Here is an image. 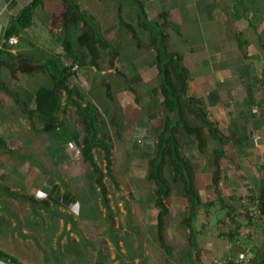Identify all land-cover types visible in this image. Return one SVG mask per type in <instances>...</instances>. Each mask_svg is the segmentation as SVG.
I'll list each match as a JSON object with an SVG mask.
<instances>
[{
	"label": "crops",
	"instance_id": "1",
	"mask_svg": "<svg viewBox=\"0 0 264 264\" xmlns=\"http://www.w3.org/2000/svg\"><path fill=\"white\" fill-rule=\"evenodd\" d=\"M31 2L32 0H0V80L18 97L16 101L13 96L0 90V121H5V115H12L23 122H31L30 135L19 131L17 134L8 133L4 136L5 139L0 136L5 142L0 148L7 154H15L11 150L13 147L20 149L30 146L28 144L31 139H27L30 136L33 139L40 137L41 140L51 136L57 138L53 145L47 143L46 151L48 154L53 153L49 155L50 164L58 172L55 171L56 175L45 179L34 173L31 177H12V174L19 175L21 172L15 169L9 174L1 172L0 196L18 201L16 204L19 212L17 215L5 207L8 200H0V224L4 226L3 231H0V260L6 264H235L237 255L247 249L253 257V264H264V210L257 223L252 222L251 225L250 222L247 224L241 205L234 209L232 204H228L241 195H256L257 198L261 196L264 205V0H76L82 13L94 20L101 38L116 52L110 64L108 50L98 48V69L88 63L90 55L85 48L73 45L72 53L63 49V41L68 39L75 42L83 30V22L76 26L64 25L65 5L62 0H42L34 9L32 25L21 34L10 36L17 39L15 44H10V37L5 38L6 31ZM140 8L146 14L148 26L157 25L160 36L165 39L167 50L180 56V64L188 72V89L211 88L214 92H211L206 103L212 106L225 100L227 104L226 138L222 139L219 134L223 118L214 124L202 110L210 122L208 125L198 116L195 117L201 122L196 126L202 127V134L211 136L218 147L213 150V169L203 187L197 185L198 179L194 177L201 205L195 211L191 227L186 221L190 207L186 198L181 195L176 200L179 199V204L182 201L181 205L187 210V214L180 219L179 228H167L165 216L162 228L158 226V219L155 228H140L126 220L123 225L119 214L124 211L122 204L113 205L112 195L106 194L105 200L102 194L98 196L91 193L94 186L91 175L89 178L79 174L74 176V172L68 170L71 162L66 160L69 157L86 162L81 155V138L86 133L77 107L68 102L63 91L55 115L48 119L37 114L31 115L30 112L35 108L36 91L42 86H51V78L46 72L26 74L20 69L12 74L8 67L12 58L18 65L29 61L43 62L45 58L41 56L36 60L33 59L34 56L32 59L27 57L28 53L31 56L29 51L32 50L28 47L27 31L39 24L38 27L47 34V37L42 35L40 43L34 44V48H39L40 53L61 55L65 64L74 62V66H78L76 58L85 57L86 65L93 67L96 72H113L124 85L120 87V82L116 81L119 90L133 95L132 98L128 95L122 97L121 104H113L115 102L110 101H114V97L109 91L110 96L101 95L102 101H109L105 107H102L105 104L104 101L102 104L99 97H85L72 82V77L67 80L69 88L75 91L72 101L82 107L87 102L97 107L100 114L98 137L104 139L101 117L112 113V105H117L121 109L119 112L123 111L125 115V103L129 105L130 99L133 103L140 100L137 89L143 85V74L155 72V83L144 93L151 101L160 98L158 104L161 105L162 102L154 49L149 44V30L142 24ZM51 20V27H47ZM59 23L61 27L57 32L55 25ZM33 40L37 41L36 37ZM33 40L30 38L28 41ZM54 41L57 42L55 52L52 51L55 49L52 46ZM101 51L109 55L107 69L100 65ZM123 55L128 58L127 63L118 64L116 60ZM86 56L89 59L86 60ZM19 59L24 61L18 63ZM3 73H9L15 80L32 75L34 79L41 80L29 87L22 85V91H17L2 80ZM99 86L104 87L105 94L106 88L110 90L113 87L105 81L100 82ZM198 102L200 105L201 101ZM10 109L16 112L10 114ZM139 109L140 111L133 109V115L127 116V120H132L133 126L131 152L138 155L154 150L156 136L162 128L161 125L157 131L158 126L154 124L156 120L160 121L156 110L144 113L143 107ZM69 111L76 116L79 122L77 126L71 125L72 115ZM164 117L165 114L162 123ZM140 120L142 123L139 125L137 122ZM152 121L153 124L150 125L148 122ZM110 124L115 126L112 116ZM228 145L237 156L232 172L224 177L223 168L229 169L231 164L222 167L220 159ZM97 149L100 150L93 148L92 153ZM216 151L221 152L217 160ZM35 165L36 169L41 167L40 172L47 174L48 171L42 166L37 163ZM61 168H66L65 173L68 171L69 175L59 176ZM215 171L217 178L214 181ZM87 174L88 172L85 175ZM10 181H13L16 188L12 189L7 185ZM227 188L229 193L222 195L221 189L223 191ZM236 193L239 196H235ZM135 199L133 194L128 195L129 201ZM164 201L170 212L166 200ZM216 202L220 204V209L215 207ZM203 214L204 217L207 215V219H204ZM223 216L226 218L223 221L225 224L219 225L220 222L217 221ZM181 222L186 228H181ZM152 231L159 242L158 246L164 251V257L149 256L150 244L155 242L154 236L149 235ZM176 232L181 239L179 244L167 242L166 236ZM173 248L179 252H174Z\"/></svg>",
	"mask_w": 264,
	"mask_h": 264
},
{
	"label": "rangeland",
	"instance_id": "2",
	"mask_svg": "<svg viewBox=\"0 0 264 264\" xmlns=\"http://www.w3.org/2000/svg\"><path fill=\"white\" fill-rule=\"evenodd\" d=\"M52 22L53 20H51V22L49 23L50 25L48 24L47 27H51ZM38 26L39 24L29 29V31H27L28 34L26 35V38L28 40H30V38L33 40V38L35 39V37L37 40V41L27 40V42L29 43L28 47L32 48V50L29 51L31 56H29V53H28V56L27 55L26 56L30 59H32V56H34L33 58L34 60L40 58V56L43 58H46L47 56L50 55L47 52H46V55H44V53L39 52V48L37 49L34 48V44L36 42L40 43V38L42 37V35L43 36L47 35L45 34V31L42 32V29H40V27ZM60 27H61L60 23L55 25L57 32H58V28ZM136 37H138V35ZM123 43H126V42H123ZM133 43L134 41H132V44ZM56 45H57L56 41L52 42V46H54V48ZM45 48H49V47L45 46ZM54 50H56V48L53 49L52 51ZM120 51L121 53H124L122 52V49H120ZM87 59H89L88 56H86V60ZM108 59H109V55L101 51V57L99 59V62L103 69L104 68L107 69ZM126 60H128V58L125 55H123L121 59H118L116 61L118 64H122V63H127ZM118 69H120V67ZM75 70H76L75 72L78 71L76 73L78 75L72 76L71 80L77 86V88L83 93V95L87 98L88 97L91 98V96L93 95V96L99 97V100L102 101V98H103L102 96L107 95L105 94L106 91L104 87L99 86L100 82L102 81L109 82L110 85L113 86L112 89L109 90L110 94L111 95L113 94L112 97H114V101L112 100L110 101L112 103L115 102L113 104L123 103L121 98L125 97L126 95L132 98L133 94L129 95L127 91H123L124 92L123 93L122 91L119 90V87L117 86L115 82L116 81L120 82L121 80L117 76H114L113 72H110V73L107 72L105 74H101V72L100 73L99 71L96 72L93 67H88V65L83 66V67L78 65L77 69ZM84 76L86 79L84 78ZM154 76H155V72H150V71L148 73L143 74V78H144L143 85L139 89H137V92L139 95L138 98H140V100L133 103L130 99V101L128 102L129 105H127V102H126L123 107V109L124 108L126 109L124 110L126 112L125 115H123L122 113L123 111H121V113L119 112V110L121 109L118 108L117 105H115V107L112 105L111 106L112 113L109 112V116L107 117L106 116L101 117L103 137L105 140H107L111 144V161H112L111 176L112 178L106 175L104 176L102 180L104 183L105 189H106V194L112 195L111 203L113 205L118 204V203L122 204V208L124 209V211L122 212L118 211L119 214L121 215L120 216L122 220L121 223L125 225L126 221H130V224L131 223L137 224L138 226H140V228H151V227L155 228L156 226V220H157L156 213L158 211V208L154 204V196H153V191L155 190L156 187H155L154 181L152 179H148L147 177V174L149 171V159L131 152V134H132L133 126H132V120H127V116L131 114L133 115L134 110L140 111L139 108L141 107L144 108L143 110L144 113H147L149 110L154 109L156 110L159 116L158 118L160 120L159 122L158 120L154 122L155 126L156 127L158 126L157 131H159L160 126L162 125V117L165 114L162 106L158 104V101L160 100V98L159 100L154 99V102H153L151 101V98L149 99L146 98V95L144 93L148 91L149 88L155 83ZM2 77H3L2 80H4L12 90H17V91H22L20 86L26 85L27 87H29L31 86L30 84H33L34 82H37L38 80V79H34V75H32L31 77L28 76L26 78L23 77L21 79L15 80L10 77L9 73H6V74L3 73ZM40 80L41 79H39L38 82ZM120 84H121L120 87H124L123 83L120 82ZM117 90H119L120 92ZM223 90L224 89L220 91L223 92ZM211 92H214V90L211 88L200 89L199 87L198 88L194 87V88L188 89L186 95L193 99L197 98L199 101H201V104L199 105L200 108L206 112L207 117H209V119L214 124H217L218 123L217 121H221L222 118L224 120L226 119L227 111L225 108L227 107V104L225 103V100L224 101L222 100L220 104H216L212 106L208 105L206 102H207V99H209ZM7 98L8 100H10L9 97ZM103 101H102V104H103ZM108 102L109 101L105 100L104 101L105 105H102V107L103 106L105 107L106 103L109 104ZM11 108L13 109L14 107L12 106ZM12 109L8 111L10 114H14L13 112H16L15 110H12ZM101 109L105 110V108H101ZM107 109L109 108L107 107ZM70 112L71 111H69V114L72 115L71 125L74 126L76 124H79V122L76 120V116L74 115V113L72 114ZM110 116H112L113 123L115 124V126H112L110 124ZM123 116H125V119ZM5 117H6L4 119L5 121H0V136L3 139H5L4 136H6L8 133L17 134L19 133V131L20 132L23 131L24 133L29 134V135L31 134V131H30L31 122H28L27 120L23 122L22 120L17 119L15 116H12V115H5ZM195 117L196 116H194L193 114H190V113L186 114V118L188 119V122L191 126H196V125L201 124V122ZM224 120L221 121L223 122V126L219 132L222 139L226 138V133H227V128H226L227 122L226 120L225 121ZM137 123L140 125L142 122L140 120ZM148 123L152 125L153 121L148 122ZM181 137H182L181 153L185 158L191 161V164L193 166V171H194V177L198 179L197 185L199 184V187H203L204 183L207 182L209 174L211 173L213 169L212 168L213 167L212 159L214 157L213 150L218 147V144L217 142L214 141V139L211 136H205V143H204L202 150L200 151L197 148V144L195 140H193L192 138H189V136L184 135L182 133H181ZM27 139H31L30 140L31 142H29L30 144H28L30 146H27L26 148H20V149H18L16 146L13 147V149L11 150L12 151L14 150V152H16L15 154H7L0 148V174L1 172H4V171H6V173L8 174L12 173V171L15 169L16 171L20 170L21 175L14 173L11 175L12 177L14 176L31 177L32 174L34 173L36 174L35 176L38 175L40 178L45 179V178H49V177L56 175V172L58 171L54 165L50 164L51 160L49 158V155L51 154L53 155V153L48 154V151H46L47 149L46 146L48 144L53 145L52 144L53 141H55V139L57 140V138H54L51 136V137H47L46 140L45 139L41 140L40 137H35L33 139L32 136H30V138H27ZM231 149L232 147L230 145L226 146L225 153L220 159L222 163V167H224V165L226 166L228 163L231 164V168L229 169L223 168L222 171L224 173L222 175L224 177L227 176V173L232 172L233 163H235L236 161L237 153L232 152ZM19 156L24 157L25 159L23 160ZM93 156H94V160L96 164L100 167V169H102L103 173H105L106 172V169H105L106 162L104 160L102 150L101 149L95 150L93 153ZM66 161L71 162V165H68L70 166L68 170L70 171L71 169V173L74 172V176L75 175L77 176L79 174L82 177L89 178V175H91L92 176V177L90 176L91 179L94 178L91 173V170H90L91 168L88 165V163L82 162L81 159L76 160L75 158H73V156L71 158L69 157V160H66ZM36 163L42 166V168H44L45 171H48L47 174L43 173V171L40 172L39 169H41V167L39 169H36L37 168L35 165ZM65 171H66V168H61L60 172L62 174L58 173V175L59 176L69 175L68 171L66 173ZM87 172L88 174L85 175ZM10 182L11 183L7 185L10 186L12 189L16 188L12 184L13 181H10ZM227 187L231 188L232 186H227ZM90 192L96 193L98 194V196L102 194L101 189L96 185L92 186ZM221 193L222 195H225L224 193H229V189L227 188L223 191L221 189ZM129 194H133L134 198H136L137 200L135 199L134 201H129L128 200ZM178 196H180V185L173 186V191L171 195L165 199L170 209V212H168L164 218L165 224L168 225L167 228H179L180 219L185 218L187 214V210H185L184 207H182L181 205L182 201H181V204H179V199L176 200V197ZM235 196H239V194L236 193ZM251 197L253 199H251ZM251 197H249V195H241V197H236L235 200H231V202L230 203L228 202V204H232L231 206L234 209H238V207H240L241 205V208L243 209L242 214H244L245 215L244 218L248 220L247 224L250 222L252 225V222L257 223L260 216L253 217L254 216L253 211L255 209L254 201L256 200L257 197L256 195H252ZM119 198H122V199H119ZM0 200H5L6 202V200L8 199H5L4 196H0ZM8 201L9 202H6L5 207L7 209H10L12 212L18 215L19 208H18V205L16 204L18 201H13V200H8ZM180 205L181 207H179ZM219 205H220L219 203L217 202L215 203V207L218 208ZM22 212H25V211L22 210ZM203 217H204V214H203ZM204 219H207V215H205ZM224 220H226V218H224L223 216L217 222H220L219 225H224L225 224L223 223ZM181 224H182L181 228H186L183 222H181ZM166 225H165V228H166ZM3 228L4 226L0 224V231H3ZM149 235L154 236V241H155L154 243L152 242L150 244V247L147 246V248L149 247V256H153L155 258H158L159 256L164 257V254H163L164 251L162 250V248L158 246L159 242L156 239L154 232ZM179 238L180 236L178 235V232L171 234V235L168 234L166 236V240L168 239L167 242L172 243L173 245L174 243L179 244L181 240ZM173 251L176 253L179 252L177 249H174ZM172 255L175 256V254L173 253Z\"/></svg>",
	"mask_w": 264,
	"mask_h": 264
},
{
	"label": "trees",
	"instance_id": "3",
	"mask_svg": "<svg viewBox=\"0 0 264 264\" xmlns=\"http://www.w3.org/2000/svg\"><path fill=\"white\" fill-rule=\"evenodd\" d=\"M62 2L65 5L63 20L66 27L70 25L76 26L79 22H83V30L76 38L75 42L68 39L63 41V49L67 53H72L73 45L85 48L90 55V61L88 63L95 66L96 69L99 68L97 64L99 57L98 48L105 49L108 50L110 54V64H112L116 52L111 49L110 44L106 43L105 40L101 38L98 28L94 24V20L82 13L76 0H62ZM41 3L42 0H32V2L12 21L10 27L6 31L5 38L8 39L12 35L17 36L25 29H28L32 25L35 7ZM139 11L142 24L149 30V44L154 49L158 90L162 97L161 106L165 111L162 128L156 136L154 150L140 155L149 159L147 177L154 181L156 187L153 191V196L154 204L159 209L157 213L159 228H162L163 218L168 212L164 200L171 195L173 186L176 185H180V195L186 198L190 207V213L186 221L188 226L191 227L195 211L201 205V202L195 189L193 166L190 160L185 158L180 151L182 145L181 133L195 140L198 149H202L205 143V136L201 131L202 127L191 126L186 118V114L190 113L194 116H198L208 125L210 122L204 116L198 100L186 95L188 90V72L180 64V56L167 50L165 39L163 36H160L158 28H156L157 25L149 24L148 26L144 10L140 8ZM84 58L85 57H82V59L76 58L75 62L79 66H84L86 65ZM73 63L74 62L65 64L62 61L61 55H49L43 62L29 61L21 65H18L15 59L12 58L8 67L12 74L20 69L26 74L46 72L51 78V86H42L36 91L34 96L35 108L30 112L31 115L37 114L47 119L51 118L56 114L60 106V97L63 91L67 96L68 102L77 107L81 114L83 129L86 133L81 138V155L91 168L90 170L94 177V186L96 185L101 189V193L104 197L103 199L106 200V189L102 180L106 175L112 178L111 144L107 140L105 141L98 137L100 132V114L97 107L91 102H87V105L82 107L79 103L72 101V96L75 91L69 88L67 80L76 73V70H72V67L75 65ZM106 89L107 95L110 96L108 88ZM0 90L10 94L18 101L17 94L9 90L1 80ZM218 141L220 142L219 138ZM0 145H5V142L1 138ZM93 148H99L103 152V157L106 162L105 173H103L102 169H100L94 160L92 153ZM220 153L221 152L218 153L216 151V160ZM217 171L214 172V181L216 180L215 178H217ZM257 200L261 215L264 210L261 196H259ZM234 234L235 233H232V235ZM159 237L161 239L160 234Z\"/></svg>",
	"mask_w": 264,
	"mask_h": 264
},
{
	"label": "built area",
	"instance_id": "4",
	"mask_svg": "<svg viewBox=\"0 0 264 264\" xmlns=\"http://www.w3.org/2000/svg\"><path fill=\"white\" fill-rule=\"evenodd\" d=\"M8 42L10 44H15L17 42V39L15 37H10L8 39ZM77 69V66H73L72 70H75ZM254 211H253V217H258L260 216V209H259V206H258V200H255L254 201ZM235 264H253V257L252 255L249 253V250H244L243 252L239 253L237 255V258L234 262Z\"/></svg>",
	"mask_w": 264,
	"mask_h": 264
},
{
	"label": "water",
	"instance_id": "5",
	"mask_svg": "<svg viewBox=\"0 0 264 264\" xmlns=\"http://www.w3.org/2000/svg\"><path fill=\"white\" fill-rule=\"evenodd\" d=\"M22 61H24V60L19 59V60H18V63H21ZM0 264H6V263H4V262H2V261L0 260Z\"/></svg>",
	"mask_w": 264,
	"mask_h": 264
}]
</instances>
